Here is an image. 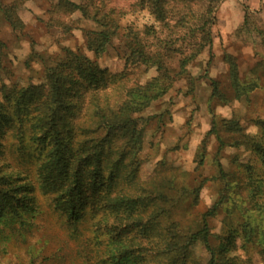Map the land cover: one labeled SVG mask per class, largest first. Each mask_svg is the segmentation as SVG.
Instances as JSON below:
<instances>
[{"label":"rangeland","instance_id":"rangeland-1","mask_svg":"<svg viewBox=\"0 0 264 264\" xmlns=\"http://www.w3.org/2000/svg\"><path fill=\"white\" fill-rule=\"evenodd\" d=\"M18 1L0 0V42L5 45L0 54V91L43 83L46 70L64 58L65 49L83 54L101 70L119 72L126 55L125 29L155 30L153 36L143 35L147 50L163 56L173 82L167 94L135 115L144 131L137 184L162 186L168 196L163 203L167 212L161 217L164 226L177 222L183 233L195 232L208 214L211 245L217 253L223 252L219 264H227L224 260L264 264V166L248 147L252 139L264 142V125L259 124L264 121V0H223L216 12L212 45L189 61L184 72L185 32L164 30L148 10L129 12L120 23L124 31L96 56L87 49L85 32L100 30L97 24L76 13L75 28L64 34L47 27L51 0H24L17 8L24 28L17 31L6 21L3 9ZM116 4L129 8L130 2L116 0ZM167 44L180 51H166ZM229 56L237 66L238 86L233 84ZM143 72L139 76L143 85L157 75L155 69ZM215 83L219 95L213 97ZM223 121H236L240 132L226 131ZM213 122L224 141L222 147L211 134ZM7 144L4 163L36 187L35 169L26 155L10 141ZM38 200L35 218H25L29 226L0 224V264H84V250L90 251L92 264H98L92 223L72 230L50 199ZM230 236L233 244L223 247ZM191 250L194 260L206 263L208 255L200 242Z\"/></svg>","mask_w":264,"mask_h":264},{"label":"trees","instance_id":"trees-1","mask_svg":"<svg viewBox=\"0 0 264 264\" xmlns=\"http://www.w3.org/2000/svg\"><path fill=\"white\" fill-rule=\"evenodd\" d=\"M23 1L3 9L6 21L17 31L24 28L17 14ZM123 1L130 2L129 8L118 6L116 0H51L47 27L68 34L75 28L73 16L79 13L100 28L85 32L88 51L100 56L124 31L120 23L129 12L148 10L164 30L185 32L181 39L188 49L181 61L184 72L189 61L212 45L216 12L223 0ZM155 34L152 28L143 33L125 29L126 55L119 72L101 70L95 61L65 49L64 58L46 70L43 83L1 89L0 224L29 226L25 218H35L39 197L48 198L72 230L92 223L98 264H200L192 258L191 249L197 242L208 255L205 264H219L223 252L217 253L211 245L208 214L203 227L195 232L183 233L177 222L164 226L161 217L167 212L163 203L168 196L162 186L137 184L144 131L135 115L167 94L173 82L163 56L147 50L145 37ZM4 48L0 42V54ZM165 50L180 51L169 44ZM227 63L233 84L240 85L231 56ZM150 69L157 75L140 84L139 76ZM212 95H219L216 83ZM215 123L211 134L222 147L224 141ZM223 127L231 133L241 129L236 121H223ZM9 141L35 169L36 187L4 163ZM248 143L264 166V142L252 139ZM221 175L225 177L223 171ZM247 177L251 179L252 173ZM199 189L195 190L197 196ZM233 240L228 237L223 247L231 246ZM84 253V264H92L90 251Z\"/></svg>","mask_w":264,"mask_h":264}]
</instances>
